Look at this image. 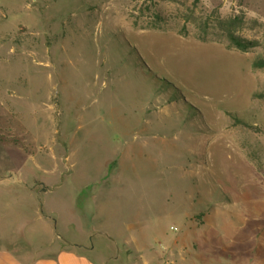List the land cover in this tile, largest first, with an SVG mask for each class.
Segmentation results:
<instances>
[{"label":"rangeland","instance_id":"obj_1","mask_svg":"<svg viewBox=\"0 0 264 264\" xmlns=\"http://www.w3.org/2000/svg\"><path fill=\"white\" fill-rule=\"evenodd\" d=\"M257 61L264 0H0V177L26 166L59 237L27 256L70 246L75 194L106 171L133 241L111 264H154L173 239L178 264H264Z\"/></svg>","mask_w":264,"mask_h":264},{"label":"crops","instance_id":"obj_2","mask_svg":"<svg viewBox=\"0 0 264 264\" xmlns=\"http://www.w3.org/2000/svg\"><path fill=\"white\" fill-rule=\"evenodd\" d=\"M22 142L27 147V140ZM22 151L27 156V149ZM117 153V148L106 152V161L103 162L105 170L113 163L111 156L107 155L116 156ZM122 153L124 155L125 151L122 150ZM22 169L18 172L10 171V177H0V264H111L120 257L119 247L126 253L130 252L127 247L133 241H119L122 209L110 199L115 190H110L106 178L108 173L105 171L104 175L102 173L95 177L98 180L101 176L102 180L97 187L91 181L78 190L80 193L75 194L71 218L66 220V226L70 227V246L65 248L60 245L54 254L37 255L35 259L27 256V248L33 243L27 238H47L45 244L40 245L42 242H38L36 247L48 248L59 237L53 233L52 223L42 219L38 208L41 206L38 193L33 192L28 184L26 166ZM82 193L83 198L80 197ZM113 227L119 228V231H114ZM48 238L54 239L49 241ZM177 241L173 239V247L168 255L155 252L148 257V261L154 264H160L161 261L163 264H178L182 255L179 250L174 249ZM119 242L120 245L116 247ZM149 249L150 246H147L146 250L150 251ZM139 253L137 250L131 256L135 262L138 258H144Z\"/></svg>","mask_w":264,"mask_h":264},{"label":"trees","instance_id":"obj_3","mask_svg":"<svg viewBox=\"0 0 264 264\" xmlns=\"http://www.w3.org/2000/svg\"><path fill=\"white\" fill-rule=\"evenodd\" d=\"M227 40L229 41L230 45L234 48L240 50V51H246L251 47H254L256 45L253 41H246L241 39L240 37L234 36L232 33H227ZM253 66L255 68L264 69V61H257L254 62ZM0 141L5 142V144H13L14 142L7 139L0 137Z\"/></svg>","mask_w":264,"mask_h":264}]
</instances>
